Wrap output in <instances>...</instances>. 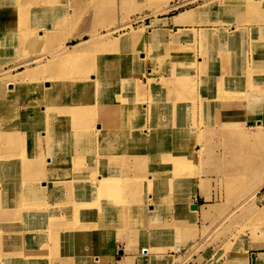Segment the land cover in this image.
<instances>
[{
	"label": "rangeland",
	"instance_id": "rangeland-1",
	"mask_svg": "<svg viewBox=\"0 0 264 264\" xmlns=\"http://www.w3.org/2000/svg\"><path fill=\"white\" fill-rule=\"evenodd\" d=\"M4 1L0 0V5ZM23 1L27 6H31L30 8L27 7L29 10L27 20L33 19L34 21V19H37L36 22L46 24V27L49 30L54 29V32L49 35L51 36L49 37V42L42 41L34 48L28 42L30 34L25 36L19 33L20 30L27 29L28 26H20L23 20H17L16 25L12 28L16 30L13 35L15 37L14 42L11 49H7L3 53L5 58L0 62V69L8 73V77H4L0 72V79L3 82L20 75L18 72L25 69V65L21 64L22 61L37 55H43L45 57L44 65L49 71L44 74L45 76L39 75L38 81L35 80L37 84H41L42 88L48 84L47 81L52 79L67 82L71 81L72 78L90 74L92 76L93 74L97 83L103 80L101 86L98 84L96 91L95 89L93 91V83L88 82L90 83V93L93 91L98 96L97 94L102 92L104 87H108L109 82L107 79L112 75L109 73L111 68L114 72L123 73V77L127 79L128 84L131 86L132 83L130 82L138 80L145 82L148 80L150 83L155 82L154 84L158 83L159 96H164L165 104L172 107L180 101L178 98L180 92L176 83L177 78L171 67L173 63L168 57H170V54H175L180 47L184 52L193 53V57H191L193 65L186 63L184 67L193 68L191 71L196 72L199 81L206 78V73H204L206 67L218 68L221 72H223L222 69L225 70V55H223L224 57L222 56L224 54L222 47L226 46V40L220 37L219 34L222 27H225L226 31L229 30L231 32L230 26L238 23L239 27L244 28L243 32L248 30V34L245 32V37L241 35L242 32L240 31L236 35L232 34L234 35L233 37L232 35L229 36L232 41L228 44L234 48L235 56L237 57V60L231 61L232 64L236 65L238 62H242L240 59L244 56L245 61H248L250 73L253 74L255 72L252 64L255 61L254 57L258 58L260 51L264 50V0H39L40 2L35 0L36 3L34 0ZM36 5L37 8L33 10L34 7L32 6ZM14 9L17 10L16 5ZM178 12L180 14L175 17L177 22L184 21L181 18L182 16L188 18L185 21H191L200 16L201 20H203L210 16L212 12L213 21L210 23L213 24L216 30L212 31V42H210V37H208L209 43H207V46L212 47L211 52H206V50L202 49L204 44L203 37L198 42L197 52L202 60L205 59V63L197 64L196 41L191 44L184 42L183 46L176 47L178 43L172 42L171 36L156 34L154 37H149L147 32L149 27L146 26L149 23V19L172 16ZM205 12L208 14H204ZM63 17H66L64 26L59 28L58 23L64 20ZM196 23L200 24L203 22L197 21ZM37 30L34 33L36 36L43 29L39 27ZM129 30L131 31L129 34L122 35ZM184 35H182V38L188 37V35H185L186 37ZM63 37H65L64 40L61 39ZM150 38H152L151 41ZM81 39H83L84 43L78 45ZM60 42L64 43L69 51L74 46H77L76 49H82L81 54L68 64L62 62V59L58 63L56 54L52 53L57 51L56 48L59 50L58 44ZM174 44L177 45L174 46ZM1 56L2 54L0 53ZM249 56L251 63L248 60ZM165 61L167 62L163 63ZM29 65H34V62L31 61ZM197 66H200V70L196 69L198 68ZM99 71L103 72L100 73ZM244 72L236 71L234 74L229 75L228 83H231V80L236 81L238 77L243 78ZM140 81L138 84L141 83ZM30 85V81H27L24 86L17 83L14 89L6 88V84L0 85V126L8 125V130L14 131L10 125L15 123L16 118L24 121L23 115L25 111L29 113L31 108L36 106L38 110L42 111V115L38 116L37 126L32 127L35 123H30L32 134L29 138L24 139L33 140L31 145L33 155H37L35 160L37 162L36 167L44 175L28 174L32 170L30 168L32 164H19L21 160L19 151L12 148L9 150L0 148V158L4 155H10L7 162H2L0 159V165L4 168L0 172V190L2 192L0 210L3 211V208H6L9 214L5 224H0V231H7L6 234L0 236V239L5 242L7 241V236L11 240H13L11 236L19 239L21 235H26H20V231L28 232V227L37 226L35 228L37 232L30 236L32 240H29L26 235L23 237V241L16 243L15 247L28 249L29 246H33L34 242V244L45 245L47 249L36 253H33V250H28L24 252L25 255L20 257L15 255L16 251L13 253L12 258L14 263L19 264L21 259H24L29 264H107L110 259H113L110 255L117 253L118 249L114 246L115 240L126 235L125 227H138L140 224H143L142 231H145L144 238L146 237L148 243L140 248V255L142 256L148 255L151 250L162 248L160 240L163 239L164 243V239L168 236H176L180 233L182 227L186 233H180L179 236L192 238V242L187 243L184 248L174 254L176 256L170 257L168 264H200L198 260H202V256L199 259H194L195 255H198L207 246H212L213 248L224 246L225 249H228L241 247V243L244 242V248L246 249L249 244L264 237V123L260 120L246 122L243 117V109L247 110V107L239 105L233 95L223 96L219 92L218 103L215 107H212L214 110L210 111V115H207V122H204L205 120L201 118L198 123L195 121L196 115H187L183 123L184 126L179 125L180 128L185 130L182 134L177 137L171 135L172 138L168 139V143H166L162 136V131L158 140H151L150 142L153 147H168L173 152L174 150L175 152L182 150V147L190 152L197 151L194 155L195 160L187 161V164H189L183 174L184 181H180L181 176L179 173L174 176L177 179V182H175L176 186L168 198H164L163 194H161L162 198H154L160 192H155L149 198H125L136 199L137 203L144 205V207L146 205L147 210L149 208L148 205H151L155 207L154 211L152 213L148 211L137 214L132 222L128 221L129 216L127 214L125 218L127 225L124 228L120 226L117 228L111 227V223H115L113 221L114 218L107 220L103 217V229L98 232L95 227L92 228L89 234L91 238L88 241H83L84 235L81 231H75L74 238L65 240L66 235L63 226L56 223L57 216L60 213L65 214V208H57V201L78 202L77 195L93 191L97 187L99 170V164H97L98 140L92 132H95L94 126L97 122V117H99V108L97 107L96 111L93 109L92 102L94 100L89 102V100L85 101L81 95L75 96L74 104L77 108L74 107V110L86 107L88 116L77 118L74 114L73 120H75V123L71 125L74 132L69 135L73 150L68 155V159L71 162L66 163L67 157L61 156V154H54V150L61 145L60 138L56 137L54 139L52 155H47L44 152L49 146L51 139L48 136H44L45 134H40V131L43 127H48L49 121H52L51 116L54 114L55 108L59 110L62 106L67 105H64V103L61 104L62 106L51 107L50 97L46 95L45 99L39 100L37 95L29 90ZM198 85L202 86L203 84L199 83ZM185 87L189 88L188 86ZM132 88L130 90L134 91V86ZM254 92H258V90ZM181 93L186 95L185 99L187 100H183L186 103H195V98L198 96V92L191 87L182 89ZM234 95L236 96V94ZM60 96L64 101L66 100L63 94H60ZM156 97H150L148 102L144 97L141 98L136 95L133 111L135 117L128 120L126 115H119L118 126L131 125L133 120L141 119V115L147 112L149 119H142L145 121L143 128H150L152 125L151 120L156 118V116L150 114L154 112ZM119 103H116L119 105L118 107H122L123 104ZM147 104L148 106H146ZM146 107H149V109H145ZM202 107H200L201 111ZM207 107H210L209 104ZM105 109L107 111V108ZM161 109L156 108L155 112ZM209 110L211 109L207 108L208 112ZM163 111H167L166 106H164ZM257 124L259 125L257 126ZM30 125L25 124L23 129L26 127L29 129ZM75 130L80 134L83 133L85 138L88 137L85 141L84 138L78 145L76 144L78 133ZM26 133L22 132L25 135ZM119 138V135H108L105 139L118 141ZM10 141L12 139L0 130V146ZM150 154L152 156L150 155L147 165H156V155ZM134 157H140V153L134 151ZM166 159H164L163 165ZM50 162H52V165ZM53 163H56V165ZM106 166V176H123L122 167L117 161H106ZM51 171L55 173L51 177V181L56 183L45 186L38 198H26L21 183L26 182V186H29L28 181H33L40 183L36 184L38 187L44 186L46 185L44 178ZM144 171L135 175L134 186H139L140 183L138 182L140 180L154 178L152 170ZM132 173L136 172L132 171L130 174ZM24 175H28V177L24 178ZM195 178L199 180L198 186L200 185L201 191L194 195L195 184H190L188 180H194ZM126 188L130 187L122 185L123 191ZM176 190L180 191V193L181 191L182 193L187 192L186 195H188V192L191 193L189 194L191 195V200L189 198L188 200L197 205L196 208H193V213L197 210L199 211L198 225L194 234L192 232L193 227L188 224L190 223L189 214L193 210L187 208L186 213L182 206L178 207L179 212L186 213V215H183L185 217L182 220H176L177 218L175 219L173 214L169 216L173 220L174 228L176 229L160 230L156 226L159 222L164 221V216L157 214L159 211L157 206H162L164 202H171L170 205H173L172 198L174 194H177V192L174 193ZM208 195L209 197L207 198ZM118 199L120 201L124 200V198ZM51 203H53L52 209L45 208V204L50 205ZM32 205L35 206L29 208ZM16 207L20 210L15 213L13 208ZM170 209L173 211L172 206ZM46 210H50L52 215ZM35 216L36 220H33ZM81 221L83 223L93 222L88 212L81 216ZM110 247H112L111 250ZM170 247L174 248L173 245ZM2 249L3 246L0 244V256H3L2 253L5 252L1 251ZM110 251L112 252L110 253ZM37 253H42L43 255L37 259ZM5 259L6 263L0 262V264H8L7 256H5ZM216 262L213 259L211 264H216Z\"/></svg>",
	"mask_w": 264,
	"mask_h": 264
},
{
	"label": "bare ground",
	"instance_id": "bare-ground-1",
	"mask_svg": "<svg viewBox=\"0 0 264 264\" xmlns=\"http://www.w3.org/2000/svg\"><path fill=\"white\" fill-rule=\"evenodd\" d=\"M160 1H163V0H160ZM34 2L36 3L35 0ZM15 5H16L17 10L14 9ZM23 7H26V8H23ZM27 7L29 6H27L23 0H5L0 5V16H1L0 53L2 54V56L0 57V62H2V59L5 58L3 57V53L7 49H11L12 43L14 42L15 37H13V35L16 32V30L12 28L16 25L17 20L18 21L23 20L22 24L18 22L20 26H25V27L28 26L27 29L20 30L19 33L25 36L30 34L28 38V42L30 43L29 45H31L34 48L37 47L38 43H42V41L49 42V37H51L49 35H51L54 32V29L49 30L46 27V24L36 22L37 19L36 20L34 19V21L33 19L28 21L27 19H28L29 10ZM32 7H34L33 10H35V8H37V5L32 6ZM63 18L64 20L58 23V26H60L59 28H62V26H64L66 17H63ZM4 27H9V28H4ZM39 27H41V29L43 30L41 31L39 30L40 33H38L36 36V34L34 33L38 31L37 29ZM224 28L222 27L220 29L221 31L219 34H220V37L226 40V46L222 47L223 49L222 51L224 53L222 54V56L225 55V57L223 56L225 60L224 62L225 72L228 73L227 76H229L231 74H234L236 71L237 72L243 71L244 65H245L244 77H246L247 81H244L245 79L243 81L248 82L252 86V81H251L252 74L250 73V67H249L248 62L246 64L245 60L243 59L245 63L238 62L236 65L232 64L231 61L234 59L237 60V57L235 56L234 48L230 47V45L228 44L230 41H232V38L229 36H231L232 34L236 35V33L240 31L242 32L241 35L245 37L246 36L245 34L246 33L248 34V30L247 31L245 30L243 32L244 28L239 27L238 23L230 26L229 29L231 30V32L229 30L226 31V29ZM129 32L131 31L129 30L126 33H123L122 35L129 34ZM234 35H232V37ZM61 39L64 40L65 37ZM24 40L26 39L24 38ZM81 43H84L83 39H81L80 42H78V45ZM58 45H59V50L58 48H56L57 51L55 52L53 51L52 53V54H56L55 55L56 61L58 63H60L62 59V62H65L66 64H68L70 61L74 60L77 56H79L82 52V49H76L77 46H74L73 49L69 51L67 49V46L64 45V43L62 44V42H60ZM58 52H61V53H58ZM185 54H188V52H186ZM51 56L54 58L53 55ZM261 57L263 60L264 50L260 51V58ZM182 58L180 60L173 61L172 62L173 65L171 66L172 70L174 71V75L177 78L176 83L178 85L177 87L180 92L178 94V98L180 101L178 100L179 102L176 103L175 106L171 107V105L165 104L166 103L164 101L165 98L163 99L164 96H157L155 99V104H154V112L153 113L149 112L151 115L156 116L155 119L151 120L152 125L150 126V128H143V125H144L143 123L145 122L142 120L143 118L133 120L131 122V125L118 126V123H119L118 116L119 115L121 116L126 115V118L128 120L129 118L135 117L133 111H134L135 102H136L135 96L137 94L135 90L132 91L133 90L132 86H134L135 88V86L138 84L140 80L130 82L132 83V86H131L130 84H128L129 82L127 81V79L123 77L124 76L123 73L118 72V71L114 72L110 68L111 71L109 73L112 75H110L109 78L107 79V81L109 82L108 87L106 88L104 87L103 88L104 92L102 91L99 94H97L98 96H100V99H102V101L105 102L104 103L105 105L102 103L100 105L96 104V107L99 108L98 110L99 117H97V122L94 126L95 132H92L97 137V140H98V157H97L98 163L97 164H99L98 165L99 170H98L97 187L93 191L83 192L82 194L77 195L76 198H78V202L57 201V205H56L57 208L58 207L65 208V212H64L65 214L60 213L57 216L58 221L56 220V223L63 226L64 228L65 235H66L65 240L74 238L75 231H81L84 235L83 241L85 242L88 241L91 238L89 234L92 228L95 227L98 230V232H100L103 229L102 227L103 217H105L107 220L112 217L114 218L113 221L115 223H111V227L117 228L120 226L124 228L125 225H127L126 224L127 222H125V218L127 214L129 216L128 221L132 222L134 221V218L137 214H141L142 212H148V211L152 213L154 211L153 209L154 207L151 205H148L149 208L147 210L146 205L144 207V205L137 203L136 199H125V198H149V197H152L155 192H160V193L158 196H155L154 198H162L161 194L164 195V198H168V196L170 195V193L173 191V189L176 186L175 182H177V179L174 176L179 173L181 176L180 181L181 182L184 181L183 174L186 171V167H188V164H189V163L187 164V161L188 160L194 161L195 160L194 155L196 154L197 151H194L195 153L192 151L193 152L192 153L189 150L184 149V147H182L184 150L183 149L177 150V152H175L174 150L175 152L174 153L173 151H171V149H168V147L159 148V147H153L150 145L151 140H158L161 137L160 135L162 131H163L162 136L166 143H168V139L172 138L171 135H174L175 137H177L179 136V134H182L185 130L184 128H180L179 125L184 126L183 123L186 120L185 117H187V115L191 114L194 116L197 113L196 108H194L195 107L194 102H192V104H194L192 108H190V103L183 102V100H187V99H185L186 95H183L181 91L182 89H189L190 87L193 88V90H196L197 85L199 83H202V84L205 83L204 82L205 78L202 81L200 80L201 81L200 82L197 79L196 72L194 73V71L193 72L191 71L193 68L191 69L188 66L184 67L186 63L189 65H193L191 61L187 59L186 57H182ZM242 58H244V56H242ZM31 61L34 62V65H29ZM44 62H45V57L43 55L41 56L37 55V56L32 57L31 59H25L24 61L21 62V64L25 65L24 66L25 69L18 72V74L20 75L16 78H9L7 79V81L5 80L6 82H3V80L0 79L1 80L0 85L6 84V88L14 89L17 83L20 84L21 86H24L25 84H27V81H30L31 85L29 87V90H31V93L36 94L39 100L45 99L46 95H48V97H50V100H51V107H55L56 105H61L64 103H65L64 105H67V106L61 105L62 108H60L59 110L58 109L56 110V108L54 109V114H52L51 116L52 121H49L48 127L45 126L42 128V130L40 131V134H45L44 136H48L51 139L49 146L44 152L47 155H52L54 139L56 137H59L61 140V145L54 150V154L55 155L61 154V156L67 157L66 163H70L71 160L68 159L69 158L68 155L72 153L73 145L70 142L69 135L74 132V129H72V126H71V125H74L75 123V120H73L74 114L76 115L77 118H81V117L85 118L86 116H88V109L86 107L80 108L79 110H74V107L77 108L74 104V98L77 95H81L85 99V101H88V100L89 102L92 100L95 101L96 94L93 91L94 89L96 91L98 84L99 86H101V82L103 80L97 83L93 74L92 76L90 74V75H86L83 77H76L74 79L72 78L73 80L71 79V81L69 80L67 82H62V81H59L58 79H52L51 81L50 80L47 81L48 84L42 88L41 84L40 85L37 84L35 80H37L39 75L42 76L49 71L46 65H44L45 64ZM166 62L167 61L163 63H166ZM222 70L224 71V69ZM0 72L2 76L8 77L7 71L0 69ZM99 72L102 73L103 71H99ZM239 79H242V78L238 77L236 81L231 80V83L227 82V84L238 83ZM88 82L93 83V91L91 93H90L91 91L90 83ZM140 82L142 83V81ZM148 83L150 82L148 81ZM154 83L152 82L150 84L153 85ZM218 84L219 86L222 87V84L220 83ZM185 86H188L189 88ZM130 87L132 88V90H130L131 89ZM221 87H220L219 92L222 93L223 96L233 95L234 96L233 98H235V95L233 92L229 90L227 91L223 90ZM60 94H63V96H65L64 99H66L65 100L66 102L62 98H60L61 97ZM217 99H218V96L215 99L214 98L207 99L208 104L210 106L207 108L211 109L208 112L209 115H210V111L214 110V108L212 107H215L216 104L218 103ZM116 103L123 104V106L118 107L119 105H117ZM103 106H104V109H103ZM164 106L167 107V111H163ZM36 107L35 108L32 107L33 109L31 108V112L29 113L25 111L23 115V117L25 118L24 121L18 120L17 118L15 119V123L13 125H10L14 131L11 132V130H8V125H4V127L3 125L0 126V130L3 131V134L9 136L12 139V141L1 145L0 148L1 149L4 148V150H9L12 148L16 151H19L20 156H21V160L19 161V164L20 163L26 164V165L32 164V166L30 167L32 170H30L28 174L44 175V173H42L41 170L37 169L36 167L37 162H35V160L37 158V155H33L32 145H31L33 140L24 139V138H29V136L32 134V131H31L32 128H31L30 123H35L36 121H38V116L42 115V111L38 110ZM105 108H107V111ZM156 108L157 109L162 108V109L159 111L157 110L155 112ZM102 114L104 115L100 116ZM25 124L30 125L29 129L27 127L23 129V126ZM258 125L259 124H257V126ZM32 127H36V126H32ZM75 131L78 133V136H76V144L78 145L85 138V135L83 133L80 134L77 130ZM108 131L109 133H107ZM22 132H27V133L25 135V134H22ZM108 135H119L120 138L118 141L106 140L105 138ZM182 137L185 138L183 135ZM86 138L84 139V141L86 140ZM14 139H17V140H14ZM122 151L124 154L122 153ZM134 151L139 152L140 157H134ZM150 153H152L153 155H156V161H157L156 165H151V166L147 165V163H149L148 160L151 155ZM8 156L10 155H4L0 159L2 160V162H7L9 161ZM165 158L167 159L163 165L162 163L164 162ZM106 161H117L122 167L123 176L121 175L117 177L106 176L105 175L106 167H107ZM50 164L52 165V162H50ZM158 164H162V165H158ZM54 165H56V163ZM3 170L4 168L0 165V172H2ZM144 170H152L154 173V178L152 179L145 178L138 182L140 183L139 186H134L133 181H134L135 175L145 172ZM132 171H135L136 173L130 174ZM54 175H55L54 171H51L49 175H46V177L44 178L46 185L41 186V187H38L36 185V184H40L39 182L35 183L33 181L32 182L28 181L29 186H26V182L21 183L22 187L24 188L25 197L26 198H38L40 192H42L45 186L47 187L49 184L56 183V182L51 181V177H53ZM27 177L28 175H24V178H27ZM122 185H125L126 187L129 186L130 188H126L123 191ZM1 195H2V192L0 190V197ZM18 198H21V197H18ZM118 198H124V200L120 201ZM33 204H36V203H33ZM34 206L35 205L29 206V208L34 207ZM45 208L52 209L53 203H51L50 205L45 204ZM110 209H113V210H110ZM114 209H117V210H114ZM17 210H20V209L18 207L13 208V212L15 213L17 212ZM190 210H193L192 212H194V209L191 207H190ZM46 211H49V214L52 215V212L50 210H46ZM32 212H35V211H32ZM85 212H88L90 214L93 222L83 223L81 221V216H83ZM8 216L9 214H8V211H6V208H3V211L0 210V224L4 225L6 220L8 219ZM33 220H36V216L33 218ZM140 227H143V224H140L138 226V228ZM148 227L150 226L148 225ZM35 228H37V226H30L28 227V232H24L22 230L20 231V235L26 234L28 239L32 240L30 236H33L32 234H35L37 232ZM6 233L7 231H4V232L0 231V236ZM173 234H174V231H173ZM26 235H23V236L21 235L19 239H16L14 236H11L13 237V240H11L9 236H7L6 242L0 239V244H2L4 251H5L2 253L3 256H0V262L6 263L5 256H7L8 264H17V263H14L13 262L14 259H12L13 253L16 251L17 252L15 253V255L18 257L25 255L24 252L28 250H33V253H36L38 251H42V252L46 251L47 247L45 245L34 244V242H33V246H29L28 249L21 248V247L16 248L15 247L16 243L23 241V237ZM162 240H160L161 245L163 243ZM172 245L173 244L170 242V246ZM42 255H43L42 253H37L36 258L39 259ZM19 264H29V263L26 260L21 259V263ZM54 264H58V263H54ZM253 264H264V255H260V257L258 258H254Z\"/></svg>",
	"mask_w": 264,
	"mask_h": 264
},
{
	"label": "crops",
	"instance_id": "crops-1",
	"mask_svg": "<svg viewBox=\"0 0 264 264\" xmlns=\"http://www.w3.org/2000/svg\"><path fill=\"white\" fill-rule=\"evenodd\" d=\"M178 14H180V12L172 16H164L161 18L156 17V18L149 19V23L148 25H146L149 27L147 30L149 37L150 36L154 37L156 34L160 36H166V35L171 36L173 40L172 42L178 43V45L174 44V46L177 45L176 47H180L181 45L183 46L184 42H188L189 44H191L193 42L195 43L196 41L197 44H196L195 52L198 51V42L200 41V38L203 37L204 44H203L202 49L206 50V52H211L212 47L207 46V43H209L208 37H210V42H212V37H213L212 31L216 30V28L213 27V24L210 23L211 21H213V18H212L213 15H211L212 12L210 16L204 18L203 20H201L202 18H200L201 17L200 16L196 19L194 18V20L185 21L188 18H186L185 16L184 17L182 16L181 18L184 21H180V22L175 21V17ZM204 14H208V13L205 12ZM153 21L155 22L153 23ZM197 21H202L203 23L198 24L196 23ZM171 30H172V33H171ZM183 34L188 35V37L184 35L186 38H182ZM151 39L152 38H150V41ZM185 53L186 52L181 50V47H180L175 54H170V57L168 58L173 62V61L180 60L182 57L188 56L186 58L191 61L192 60L191 57H193V53L192 52L190 53L188 52V54H185ZM196 58H197V64L200 65L203 62L205 63V59L202 60L198 52L196 53ZM243 59L245 60V58H242L240 60H242L243 63L246 62L247 64L248 61L246 60L244 62ZM254 59L255 61L252 64L254 66L255 72L251 76L252 86H250L248 82H244V81H247L246 77L244 76L242 79H239L238 83L227 84L228 82L227 80L229 77L227 76L228 73H226L225 70L221 72L218 70V68L206 67L204 71V73H206V78L204 81L205 83L202 86L197 85V89H196V92H198V96L195 98V103H194L195 104L194 108H196V112H197L195 116V121L199 123L200 119L202 118L205 120L204 122H207V115H208L207 99L217 98L219 91H220V87H221L219 86L218 83H220L222 84L221 88L223 90H226V91L229 90L233 92L234 94H236L234 99L239 105H242V107L244 106L247 107V110L243 109L244 110L243 117L245 118L246 122H251L252 120L253 122H255V120H260L264 123V77H263L264 76V59L262 60V57L260 58V56L258 58L255 56ZM248 60L250 61V63L252 62L250 56ZM197 67H198L197 69L200 70V66H197ZM244 70H245V65H244ZM157 84L152 85L148 83V80L147 82L142 81V83H139L136 85L134 90L137 95L144 97L149 102L150 97L154 98L156 96H159L160 89H159V85ZM154 88H157V89H154ZM257 90L258 92H254ZM94 102H92V107L95 111L97 108L96 104L100 105L101 103L102 104L105 103L102 101V99H100V96H96V100ZM194 104L190 102V108H192ZM89 106H91V104H89ZM146 106H148V104ZM200 107L203 108L202 111ZM145 109L148 110L149 107H146ZM148 115L149 114L147 112L143 113L141 115V118L149 119ZM36 123L37 121L35 122L34 126H37ZM188 181L190 184L192 183L195 184L196 190L194 192V195L201 191L200 185L198 186L199 180H197V178H195L194 180H188ZM176 192L177 194H174L172 198V202L174 206L170 205L171 202L170 203L164 202L162 206L158 205L160 203L157 204L158 205L157 207L159 210L157 214L164 216V219H163L164 221H161L156 225L158 226L160 230L161 229L162 230L163 229L172 230L175 226H174L173 220L169 218V216L173 214L175 219L177 218L176 220L178 221L182 220L183 217H185L183 215H186L187 213L186 209L194 205V203L188 200V198L189 199L191 198L190 197L191 195H189L191 193L188 192V195H186L187 192L182 193L181 191L180 193V191L176 190L174 193ZM208 197L209 195L207 196V198ZM171 206L173 208V211L170 209ZM179 206L180 207L182 206L183 210L186 213L179 212L178 211ZM192 213L189 214L190 223L188 224H190L193 227L192 232L194 234L196 227L198 225L197 222H198L199 211L197 210L195 213L193 214ZM181 231L180 233H186L183 227L181 228ZM180 233H178L176 236H173V235L168 236L166 239H164L165 242L162 244V248L158 250H151L148 255L142 256L140 255V248L148 244L146 241V237L144 238L145 231L144 230L142 231V227L138 228L135 226H132V227L126 226L125 227V234H126L125 237L116 239L114 243V246H116L117 247L116 249H118L117 250L118 254L113 253L112 255H110L111 257H113V259H110V261H108L107 264H126V262L127 264H168L170 261L169 260L170 257L176 256L174 255L176 254V252L184 248V246L187 243L192 242V238H189V237L183 238L182 235L180 237L179 236ZM169 242L173 244L174 248L168 245L170 244ZM243 243L244 242L241 243L242 244L241 247H236V248L231 247L228 249H225L224 246H219L217 248H213L212 246H207L206 248H203L202 249L203 251H200L198 255H195L194 259H199V257L202 256L201 257L202 260H198L200 264H211V261L213 259L217 261L216 264H253L254 258H258L260 257V255H264V237L249 244L248 248L246 249L244 248ZM111 249L112 247H110V250ZM1 251H4V248ZM111 252L112 251H110V253ZM98 257H100V255H98Z\"/></svg>",
	"mask_w": 264,
	"mask_h": 264
},
{
	"label": "water",
	"instance_id": "water-1",
	"mask_svg": "<svg viewBox=\"0 0 264 264\" xmlns=\"http://www.w3.org/2000/svg\"><path fill=\"white\" fill-rule=\"evenodd\" d=\"M196 207H197V205H192V206H191V208H196Z\"/></svg>",
	"mask_w": 264,
	"mask_h": 264
}]
</instances>
